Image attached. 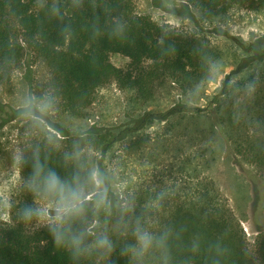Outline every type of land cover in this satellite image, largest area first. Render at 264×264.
<instances>
[{
    "label": "trees",
    "instance_id": "1",
    "mask_svg": "<svg viewBox=\"0 0 264 264\" xmlns=\"http://www.w3.org/2000/svg\"><path fill=\"white\" fill-rule=\"evenodd\" d=\"M188 1L207 21L233 8L264 9V0ZM25 53L48 72L32 86L35 100L47 99L51 110L83 118L98 91L115 83L126 94L133 123L88 134H57L34 123L20 151L29 164L19 166L9 220L0 221V264H264V229L249 248L209 175L223 142L264 180V67L235 80L236 68L205 107L192 105L222 73L228 51L203 33L138 15L132 0H0V89L10 86ZM112 55L127 61L117 67ZM172 92L191 104L164 108ZM74 147L89 167L99 164L111 202L78 252L68 239L55 244L48 227L31 230L35 219L21 218L25 206H36L24 186L33 153L70 176L74 167L63 155ZM92 220L89 212L84 226ZM137 228L152 237L146 250L137 242ZM100 234H107L111 250L95 245Z\"/></svg>",
    "mask_w": 264,
    "mask_h": 264
},
{
    "label": "rangeland",
    "instance_id": "2",
    "mask_svg": "<svg viewBox=\"0 0 264 264\" xmlns=\"http://www.w3.org/2000/svg\"><path fill=\"white\" fill-rule=\"evenodd\" d=\"M132 1L138 15L148 16L158 25H167L189 34L203 33L211 42L228 51L229 59L222 73L206 85L203 97L192 105L205 107L208 97L220 88L224 77L236 68L239 70L233 74L235 80L264 67V9L253 12L245 8H233L223 18L207 21L201 18L188 0ZM255 45L260 47L259 55L253 53ZM110 61L121 67L127 60L112 55ZM47 76L46 67L34 55L25 53L20 67L13 72L10 86L0 89V221L9 220L11 201L20 184L19 170L17 175L13 157L20 154L21 144L26 141L35 123L21 116L23 105L29 96L33 98L32 86ZM185 102L191 104L177 92H172L164 108ZM86 114L83 118H75L50 110L44 119L54 125L48 128L57 134L96 133L133 123L127 113L126 94L115 83L98 91ZM40 124L48 126L47 123ZM217 152V160L209 175L227 198L229 207L245 232L248 247L252 248L257 231L264 229V180L254 168L240 162L225 143H218ZM87 153L99 155L95 151ZM46 227L35 220L30 229Z\"/></svg>",
    "mask_w": 264,
    "mask_h": 264
},
{
    "label": "clouds",
    "instance_id": "3",
    "mask_svg": "<svg viewBox=\"0 0 264 264\" xmlns=\"http://www.w3.org/2000/svg\"><path fill=\"white\" fill-rule=\"evenodd\" d=\"M249 82L248 88H254ZM51 101L34 100L29 96L23 105L21 116L34 121L36 124L47 123L49 128L54 125L44 117L51 110ZM65 164L71 163L74 171L70 176H61L55 169L48 166V157L42 160L39 152L30 158V173L25 181V189L29 191L36 206H25L21 218L25 221L36 220L40 225L47 226L57 245H63L66 239L74 251L78 252L86 235H95L94 229L100 224L99 216L106 213L110 207L109 187L107 177L99 164L88 166L82 151L74 147L72 152L63 155ZM29 164L22 154L13 157V166ZM127 210V204L123 205ZM89 212L93 215L91 224L86 227ZM137 242L142 250L152 243L149 233L136 229ZM95 245L107 250L112 249L107 234H100Z\"/></svg>",
    "mask_w": 264,
    "mask_h": 264
}]
</instances>
